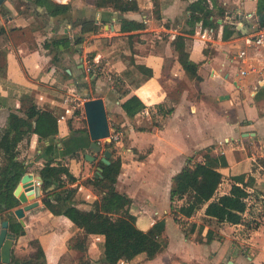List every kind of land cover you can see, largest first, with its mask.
<instances>
[{
	"label": "crops",
	"instance_id": "1",
	"mask_svg": "<svg viewBox=\"0 0 264 264\" xmlns=\"http://www.w3.org/2000/svg\"><path fill=\"white\" fill-rule=\"evenodd\" d=\"M189 1L120 0L118 6L95 9L89 5L70 9L66 2L67 9L53 14L54 17L44 11L54 21L83 16L101 22L102 34L85 31L84 34H89L88 41L81 45L91 50L93 62L108 69V76L121 77L123 88L128 89L124 96L115 98L112 83H96L95 93L84 98L100 95L106 109L118 112L129 144L124 147L128 152L120 158L115 186L131 196L129 210L136 215V224L144 230L161 227L166 244L152 257L139 252L114 264H261L264 257V236L259 231L262 222L248 223L244 217L246 208L240 222L216 220L204 213L205 204L191 215L183 216V222L176 221L168 211L172 176L188 156L201 159L206 151L223 152L227 159V164L219 167L222 175L214 196L228 191L233 181L231 175L238 173H245L244 179L249 178L247 196L251 195L250 191H259L264 196V178L254 174L261 165L253 163L257 154L264 155V38L258 43L246 41L258 28L264 31V27L252 24L257 20V0H209L213 4L210 16L216 24L210 25L212 30L206 37L198 31L200 20L193 26L189 23ZM6 4L13 7L14 14L6 17L12 26L5 31L6 39L1 44L4 55L0 65V127L9 110L23 113L18 109L22 98L52 108L57 116L64 113L57 120L54 136L38 138L32 132L28 139H22L18 143V157L25 164V172L32 174L34 184L43 166L56 178L76 175L75 180L65 184L73 187L68 201L88 209L96 194L82 179L91 176L89 167L93 164L96 170L95 162L100 154L90 149L84 150L80 157L73 154L75 149L88 147L89 136L76 119L78 116L70 113L67 100L73 91H66L74 89L70 81L77 80L82 62L73 59L75 52L72 59L64 57L66 64L58 62L50 38L60 32V26L41 31L36 18L17 14L11 3ZM248 11H251L249 17ZM134 21L142 26L134 27ZM223 25L234 28L225 38ZM26 26L28 42L24 38L13 39L27 33ZM61 27L67 31L64 24ZM191 27L193 31L189 30ZM179 48L186 50L196 62L200 78L181 65L177 57ZM77 50L82 49L79 46ZM130 93L142 99L147 112L140 109L132 116L124 113L119 103ZM85 151L94 153L95 159L87 160ZM48 157L55 160L45 164ZM132 182L138 183L136 188L144 197L138 211L131 205L136 199L128 185ZM162 193L167 194V201L157 202L156 195ZM45 196L47 191L41 177L34 196L37 204L24 209L23 223L13 212L23 202L0 209V227L4 212L23 227V232L14 236L11 256L30 255L35 250L32 241H37L45 261L27 264H100L103 234L82 236L81 228L67 215L53 212L45 205ZM192 222L194 228L188 230ZM7 228L12 230L8 223ZM240 228L241 232L236 231ZM78 234L83 240L78 239Z\"/></svg>",
	"mask_w": 264,
	"mask_h": 264
},
{
	"label": "trees",
	"instance_id": "2",
	"mask_svg": "<svg viewBox=\"0 0 264 264\" xmlns=\"http://www.w3.org/2000/svg\"><path fill=\"white\" fill-rule=\"evenodd\" d=\"M36 4L44 5L48 14H57L65 11L68 7L66 2L54 0H31ZM96 6H116L120 0H92ZM212 6L209 0H191L187 4L189 11V23L193 26L195 21L200 20L203 26H215L216 20L210 16ZM6 10L5 8H3ZM43 13V12H42ZM257 26L264 27V0L256 1ZM98 23L94 18L83 17L80 21L81 31H96ZM134 27L142 26L139 21H134ZM193 31V27L189 29ZM234 28L223 25L222 37L225 38L233 32ZM239 30V29H237ZM2 35V36H1ZM0 65L4 55L1 43L5 41L6 34L4 27L0 26ZM81 36L78 35L75 42H79ZM52 46L59 48L69 43V36L52 35L50 38ZM177 57L181 65L196 78L200 76L196 73V62L188 56L184 49H177ZM57 58V57H55ZM112 87L118 91V97L124 96L128 89L123 88L121 77H112ZM120 106L124 113L132 116L145 105L142 99L135 93H130L120 100ZM23 113L19 114L16 110H9L5 123L0 127V209L15 206L19 200L13 193V189L25 172L26 167L22 159L18 157V143L22 139H28L32 132L37 133L38 138L52 137L56 134L57 115L50 107H41L34 101L22 98L18 108ZM78 112V109H74ZM111 142L105 141L104 147L108 148ZM110 149L109 162H102L97 159L95 164L102 163L100 173L97 175L86 176L82 183L88 186L96 197L92 200L91 207L88 209L80 208L68 201L72 191V186L65 185L67 182L75 180L73 173L66 177H53L47 166L39 168L44 189L47 196L44 197L45 205L53 212L67 215L77 226L81 228V234L102 233V256L103 261L114 264L119 259H129L139 252H144L146 257L154 256L166 244V238L160 228L144 230L136 222V215L129 210L131 196L126 192L120 191L115 186V181L121 167L119 155L113 156V149ZM77 155V149L73 151ZM54 157L45 159V164L54 161ZM227 159L223 152L210 153L204 152L203 158L196 159L188 156L185 163L172 176L169 188V207L172 217L183 222V216H189L199 207L204 205V213L212 215L219 221L240 222L242 212L246 208L248 192L246 186L247 179L244 173L233 174V181L229 189L214 196V191L221 180L222 172L220 166L226 165ZM3 203V205H1ZM3 219L8 220V226L15 234L23 232V227L17 220H12L8 212H4ZM192 222L188 230H193ZM187 232V229L184 228ZM78 239L83 240L79 236ZM35 250L28 256L22 258L11 256L9 263L27 264L43 263L44 252L37 241ZM0 264L2 262L0 261Z\"/></svg>",
	"mask_w": 264,
	"mask_h": 264
},
{
	"label": "rangeland",
	"instance_id": "3",
	"mask_svg": "<svg viewBox=\"0 0 264 264\" xmlns=\"http://www.w3.org/2000/svg\"><path fill=\"white\" fill-rule=\"evenodd\" d=\"M3 1L5 3H9V4L11 3L16 8L15 10H16L17 14H21L23 16H27L29 14V15H32L34 18H36L38 20V23L41 26L40 27L41 31L49 30L50 27L54 28V25H57V26H60V32H55V33H57V35H62L64 33H66L69 36V43L67 45L63 46L62 44H59V48L53 46L52 52H54L58 55V57H59L58 62L59 63L65 62L66 58H64V57H66V56L70 57L72 59V53L73 52L76 53V56L73 59H75L79 62H82V72L77 76L78 77L77 80L74 81L73 79H71V81H70V83L72 84L71 86H75L76 88L74 87V89L71 88V89L66 90L67 93H70V91H73V92H71V94L68 95L67 105L70 106V109H71L70 113H73L74 115L78 116L76 119L80 122V125H82V127L84 129H86V131H87L86 119H85V115H84L83 107H82V101L85 99L84 95L90 96L91 94H94L98 88L96 83L105 82L108 85H110L111 83H113V81L111 80L112 76L111 77L108 76L110 71L108 69L104 68L102 66V64L99 65L96 62H93L91 59V57H92L91 50H88L81 45V44L88 41L87 35H89V34H87V35L84 34L85 31L80 30V21L83 18V16L75 18V19H69L70 21L68 19H65V18L54 21L53 18L48 19L47 14L45 12H43V13L42 12H36L34 9V3L31 0H3ZM54 1L67 2L69 4L70 9H71V7H74L77 5H89L90 7L94 8V9L100 8V6L99 7L96 6L92 2V0H66V1L54 0ZM116 6H118V4ZM10 8H11V12H8L7 10L3 9V6L0 5V19H2L3 23H4L3 24L2 22H0V26L4 27V32L7 30H10L11 26H12V23L6 21V17L9 15V13L14 14L13 7L10 6ZM65 23H67V24H65ZM63 24L66 26L67 31H63L61 29L62 28L61 25H63ZM97 25H98L97 29L94 32H97V34L101 35L103 32L101 29L102 27L100 28L101 22L98 23ZM18 29L20 30V27H18ZM25 29H26L27 33L25 32L24 34H18L17 36L15 35V36H13V39H16V41H19L20 38H24L25 41L28 42V26H26ZM78 35L81 36V40L79 42H75V39ZM79 46L82 49L81 51L77 50V48ZM65 64H66V62H65ZM75 83H76V85H75ZM113 93L115 95V98L118 97V93H119L118 91L113 89ZM63 94H65V93H63ZM74 109H78V112L77 113L74 112ZM117 113L118 112L116 110H113L111 108L106 109V115H107V119H108V123H109L110 139L107 140L108 139L107 137L106 138H99V143L101 144L102 148H104L103 146H104L105 141L111 142V145L108 148L113 149V156L119 155V157L122 159L123 155L128 152L124 149V147H126L129 144V139L127 137V133L125 131L124 126L122 124H120V120H118L119 116H117ZM111 134H112V136H111ZM87 149L89 150L88 147L78 149L77 155L79 157L82 156L83 151L87 150ZM97 153L101 155V150H98ZM130 155H133V154L130 153ZM253 163L257 164V166H258V164L261 165L258 168L256 167V169L254 170V172H255L254 174L257 177H259L260 179L262 177L264 178V155H261L260 153L257 154L255 159L253 160ZM94 169H95L94 164L89 167L91 175H93L92 172L94 171ZM249 175H247V177ZM245 176H246V174L244 173V177ZM247 179H249V178H247ZM128 185H129V187H131V190L136 197V199L134 200V203L131 205L134 207L135 211L136 210L138 211V209L142 208L141 204H142V201L144 200V197H142L143 193L140 191V189L136 188V185H138V183L132 182V183H129ZM216 191H218V190H216ZM250 194L251 195L248 196V198L246 200L247 201L246 213H245L244 217L248 218V221H249L248 223H254V221H256L257 223L262 222V224L259 225L260 226L259 231L261 233V236H264V196H260L259 191L258 192L250 191ZM156 199H157V202H159V201L166 202L167 201V194L166 195L164 193H162L160 195L157 194ZM169 210L170 209H168V211ZM159 213L162 214L161 210ZM155 215L156 214H154V216ZM253 216H254V218H252ZM258 217H259V219H258ZM236 231L241 232L242 228H240ZM97 236L99 239L100 238L102 239L101 234H97ZM256 236H258V233H256ZM100 258H101L100 264H104L102 254L100 255Z\"/></svg>",
	"mask_w": 264,
	"mask_h": 264
},
{
	"label": "water",
	"instance_id": "4",
	"mask_svg": "<svg viewBox=\"0 0 264 264\" xmlns=\"http://www.w3.org/2000/svg\"><path fill=\"white\" fill-rule=\"evenodd\" d=\"M0 5L8 11H11V8L3 0H0ZM36 7L39 11H46L45 7L40 4H36ZM50 16L54 17L53 14ZM82 107L89 136L88 147L94 153L98 150H101V155L98 157V159H100L102 162L108 163L110 149L106 147L101 149V144L99 143V138L107 137V140L110 139L109 123L106 115L104 99L100 95L87 97L82 101ZM94 153L85 151L83 155L87 160L91 161L96 157ZM101 168L102 163H99L96 170L94 171V175L99 174ZM34 180L36 181L35 184L32 174L29 172H24L13 189V193L18 197V200L23 202L22 204L13 208L14 214L18 217L21 223H23L22 215L24 213V209H29L37 204V199H34V196L36 188L41 182V176L37 175ZM7 223V219H2L0 227V261L2 262L10 261L11 245L15 236L13 230H8Z\"/></svg>",
	"mask_w": 264,
	"mask_h": 264
},
{
	"label": "built area",
	"instance_id": "5",
	"mask_svg": "<svg viewBox=\"0 0 264 264\" xmlns=\"http://www.w3.org/2000/svg\"><path fill=\"white\" fill-rule=\"evenodd\" d=\"M61 1H63V0H61ZM246 16H247V17L251 16V11H248V12L246 13ZM252 24L258 28V26H257L258 22H257L256 19H255L254 21H252ZM197 27H198V31L200 32V34H201L202 36H204V37L208 36V33L212 30V27H211V26H203V25L201 24L200 21H199V23H197ZM263 38H264V31H263V29H262V28H258V29L256 30V34H255V35H254V34H250V35L246 38V41H247L248 43H249V42H256V43H258V42L263 41ZM240 53H241V52H240ZM142 111L147 112V109H146L145 107H143V108H142ZM63 116H64V113H60V114L57 116V120H59L60 118H63ZM111 136H112V134H111ZM35 183H36V181H35ZM247 197H248V196H245L244 199L246 200ZM263 252H264V251H263ZM261 264H264V257H263V259H262Z\"/></svg>",
	"mask_w": 264,
	"mask_h": 264
},
{
	"label": "bare ground",
	"instance_id": "6",
	"mask_svg": "<svg viewBox=\"0 0 264 264\" xmlns=\"http://www.w3.org/2000/svg\"><path fill=\"white\" fill-rule=\"evenodd\" d=\"M63 1H66V0H63Z\"/></svg>",
	"mask_w": 264,
	"mask_h": 264
},
{
	"label": "flooded vegetation",
	"instance_id": "7",
	"mask_svg": "<svg viewBox=\"0 0 264 264\" xmlns=\"http://www.w3.org/2000/svg\"><path fill=\"white\" fill-rule=\"evenodd\" d=\"M8 11V10H7Z\"/></svg>",
	"mask_w": 264,
	"mask_h": 264
}]
</instances>
